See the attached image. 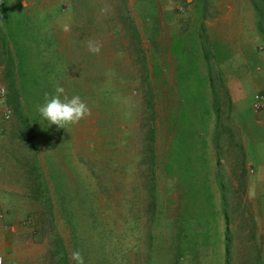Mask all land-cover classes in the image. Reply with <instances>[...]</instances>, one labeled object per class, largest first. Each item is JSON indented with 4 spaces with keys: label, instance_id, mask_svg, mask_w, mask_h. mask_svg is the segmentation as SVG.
Listing matches in <instances>:
<instances>
[{
    "label": "rangeland",
    "instance_id": "374dc122",
    "mask_svg": "<svg viewBox=\"0 0 264 264\" xmlns=\"http://www.w3.org/2000/svg\"><path fill=\"white\" fill-rule=\"evenodd\" d=\"M192 1L7 0L13 8L21 4L48 38L45 57L61 70L57 84L90 109L66 129L42 128L19 90L30 132L0 61L6 87L0 93V255L7 261L55 264L61 237L73 264L53 165L78 175L89 192L97 221L84 228L110 232L103 243L82 229L84 264H173L179 219L193 222L212 203L215 211L226 207L232 264H264V132L255 124L262 110L252 106L254 95L264 92V76L246 75L241 93L234 91L243 72L235 68L245 59L264 70V52L257 46L255 54L205 57L192 25L201 11L209 12ZM90 40L102 45L99 54L88 51ZM193 48L208 87L203 118L200 104L183 99L179 89L190 82L183 74Z\"/></svg>",
    "mask_w": 264,
    "mask_h": 264
},
{
    "label": "trees",
    "instance_id": "16d2710c",
    "mask_svg": "<svg viewBox=\"0 0 264 264\" xmlns=\"http://www.w3.org/2000/svg\"><path fill=\"white\" fill-rule=\"evenodd\" d=\"M249 1L255 8L257 29L264 39V0ZM129 23L132 22L129 21ZM131 28V38L134 43L139 45L138 30L133 23ZM201 36L198 38L200 48L204 56L207 57L210 54L207 46L208 41L206 36ZM47 40L48 38L37 30L34 22L29 18L21 4L13 8L7 0H0V61L5 68V77L8 80L9 89H11L12 95L10 96L11 100L14 101V108L19 112V118L30 132H33L34 129L23 112L18 98V91L20 90L25 102L30 106L31 114H36L37 111L34 109V105L37 106L43 102L45 93L54 92L57 85L56 79L61 73L57 64H53L50 59L45 57L48 56L46 54V44L49 45V41L47 43ZM194 45L197 46V44ZM195 52L196 48H193V56L190 60L192 66L183 74L187 77V80L190 79V82L194 80L195 84L183 83L185 86H181L179 89L183 93V99L189 97V99L200 104V117L203 118L204 113L209 112L206 106L208 103L207 96L204 94L208 87L205 86L204 80H202L201 71L196 68ZM16 78L19 84L18 89ZM215 105L213 101V106ZM50 172L55 183L62 216L72 236L73 251L79 250L81 254L83 253L84 238L82 229L84 232L86 230L89 235L91 232L101 235L100 237L104 243L106 237L110 238L109 230L107 232L102 227L98 229L84 228L85 224L86 226L94 224L97 218L94 206L88 202L90 200L89 192L82 186L78 175L73 173L71 177H68L65 173H59L53 165ZM38 176L40 179L41 176ZM44 188L46 189V182ZM207 190L208 185H206L205 193L209 197L211 193ZM224 194L226 193L222 191V195ZM208 197H205L206 200H210ZM210 206L212 208H210V212L195 217L193 222L187 218L179 219L177 233L174 235L173 264H232V242L226 222V207L223 206V211H215L213 210L214 204L212 203ZM222 217L223 221L221 220ZM88 219L90 220L87 222ZM58 240L59 245L56 247V252L53 253L55 264H71L62 238L59 237ZM82 255L84 257V254ZM87 256L88 253L85 254V257ZM106 261V256L103 255L101 263H106Z\"/></svg>",
    "mask_w": 264,
    "mask_h": 264
},
{
    "label": "crops",
    "instance_id": "0c3cea01",
    "mask_svg": "<svg viewBox=\"0 0 264 264\" xmlns=\"http://www.w3.org/2000/svg\"><path fill=\"white\" fill-rule=\"evenodd\" d=\"M192 4L193 7L205 8L209 12L207 15V11H205L206 13L201 11L203 15L193 22L192 30L196 29L197 38L202 37L201 33L206 36L211 58L220 53L242 56L246 54L247 49H250V53L255 54L257 46L264 49V46L258 45V39L261 38L262 41L264 39L257 29L256 11L249 0H213V2L211 0H193ZM208 6H212L213 10ZM235 70H243L237 75V80L240 83L239 86H235V94L241 93V80L246 75L252 79L257 77V80L264 76L261 66L256 63L254 65L252 62L247 64L245 59L241 68L239 65ZM260 113L261 117L257 122L255 121V124L261 127L259 129L264 132V109Z\"/></svg>",
    "mask_w": 264,
    "mask_h": 264
},
{
    "label": "clouds",
    "instance_id": "9594fccd",
    "mask_svg": "<svg viewBox=\"0 0 264 264\" xmlns=\"http://www.w3.org/2000/svg\"><path fill=\"white\" fill-rule=\"evenodd\" d=\"M87 48L90 53L99 54L102 45L90 40ZM36 111L39 117L36 121L42 128L56 125L57 128L66 129L68 125L75 124L90 114L87 103L79 95H66L59 84L53 93H45L43 102L37 106ZM71 258L74 264H84V257L79 250H74Z\"/></svg>",
    "mask_w": 264,
    "mask_h": 264
},
{
    "label": "built area",
    "instance_id": "2783aa9c",
    "mask_svg": "<svg viewBox=\"0 0 264 264\" xmlns=\"http://www.w3.org/2000/svg\"><path fill=\"white\" fill-rule=\"evenodd\" d=\"M262 52H264V49H262ZM5 86L3 83L0 84V93H4ZM253 109L255 111H260L264 109V93L263 92H257L253 97L252 102ZM4 118H9L11 116L10 110L6 109L3 113ZM0 264H16L12 261H7L3 256L0 255Z\"/></svg>",
    "mask_w": 264,
    "mask_h": 264
}]
</instances>
